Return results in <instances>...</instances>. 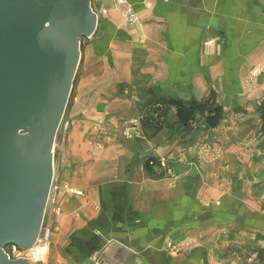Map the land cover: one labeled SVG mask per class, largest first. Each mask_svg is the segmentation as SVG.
Instances as JSON below:
<instances>
[{
  "label": "crops",
  "instance_id": "0c3cea01",
  "mask_svg": "<svg viewBox=\"0 0 264 264\" xmlns=\"http://www.w3.org/2000/svg\"><path fill=\"white\" fill-rule=\"evenodd\" d=\"M111 2L85 62L89 67L98 58L95 76L104 84L98 118L104 125L116 115L137 119L141 106L171 100L215 101L221 123L197 131L190 122L181 138L163 129L147 142H124L104 126V150L80 152L97 163L113 161L104 164L97 191L90 187L85 196L57 202L62 219L51 264H76L68 254L81 257L78 264H249L235 249L251 253L252 264H264V135L258 115L264 100V0ZM130 11L135 20L128 22ZM113 86L127 97H111ZM118 139L123 144L116 146ZM205 147L218 158L205 161ZM165 157L175 160L167 164L172 176L159 175L158 167L156 176L145 172V161ZM219 218L223 223L217 224ZM203 236L209 240L198 239ZM65 237L73 239L64 244ZM187 238H197L196 246L181 251ZM172 248L181 253L171 255Z\"/></svg>",
  "mask_w": 264,
  "mask_h": 264
},
{
  "label": "water",
  "instance_id": "95a60500",
  "mask_svg": "<svg viewBox=\"0 0 264 264\" xmlns=\"http://www.w3.org/2000/svg\"><path fill=\"white\" fill-rule=\"evenodd\" d=\"M90 2L0 0V264H33L5 248L41 232L80 42L96 31Z\"/></svg>",
  "mask_w": 264,
  "mask_h": 264
},
{
  "label": "rangeland",
  "instance_id": "374dc122",
  "mask_svg": "<svg viewBox=\"0 0 264 264\" xmlns=\"http://www.w3.org/2000/svg\"><path fill=\"white\" fill-rule=\"evenodd\" d=\"M108 1L110 0H91L90 2V7L92 8L93 13H95L97 16L96 31L90 38H84L80 42V55L75 78L73 80L63 117L56 132L54 143L55 146L53 149V182L45 208L40 236L36 243V247L33 248V252L35 253L38 260L36 259L35 255H33L34 253H32L31 250L23 252L12 246H9L5 248V252L11 260L29 259V261L33 264H51V258L56 256L55 254H51L53 235L56 233V227L59 226L58 221L62 219L61 206L57 205V202L59 200L64 201L68 197L85 196L84 191L89 192L90 187L95 188L97 191V188H99L98 185L104 180V164L107 166L111 161H113V159H108V163L107 160H102L101 158L100 162L97 163V157L83 158L80 152L81 149H86L88 151L90 150L89 152L92 151L95 155H98V152L104 150V137L101 136L103 135L101 131L104 126L107 129V132L114 131L116 132L115 135L121 134L124 142L135 140L147 142L151 138L157 136V134L163 129L174 131V133L178 134L176 135V137H178L181 136V130L184 131L185 129L190 131V122L195 124V129L197 131L211 129L207 127L205 115L203 114L197 113L195 118L187 124L178 123V118L174 121L169 120V114L176 109H174L175 107L169 105L166 101V103H147L144 106H141V109L139 110L140 114L137 119L124 121V119H121L120 116L116 115V117L111 120V125H104V121L101 118H98L102 117L98 115L100 114L99 107L101 106L99 105L100 101H98V99L101 97L103 98L99 91L103 89L102 87L104 85L101 79H98L97 76H95L98 74L99 70L98 58L95 56L91 62V66L89 67L85 64V62L87 61L86 53L92 48L93 44L94 48L97 44V41L95 40L98 38L99 31L101 30V20H103L104 15L107 13L106 9ZM124 1L125 0H117V3H124ZM113 2L114 0L111 2V4H113L112 6H114ZM126 20L128 22L135 20V14L131 12L129 17H126ZM93 52L95 53L96 51ZM104 62L105 60L102 58V65ZM89 69L91 70L89 71ZM113 88H115L114 90L116 91L118 87L113 86L112 89ZM111 97H117L119 99L121 97L127 96L123 93L122 89H117V92H115V94H113ZM263 102L259 107L258 115L262 122L261 134L264 135L262 121L263 116H261L260 111ZM207 103L212 108L219 107L215 101L211 100ZM220 115V120L216 127L219 125V123H221L222 110ZM89 117H91L92 120L89 119ZM175 117H177V115H175ZM111 121L108 120L107 123L109 124ZM109 126H111V130H109ZM113 126H115V128H113ZM120 143L123 144V142L118 139L116 140L115 145H120ZM175 145V148L181 147V143ZM139 148L141 147L139 146ZM92 152L91 154H93ZM218 155L219 153H217L215 149L209 147L202 149V156L205 161L215 160L218 158ZM107 156L110 155L107 154ZM170 161L172 160L167 159L166 157L165 159H161L158 163L152 159H149L144 162V170L147 172V174L153 177L156 176L154 173L155 167H158L157 169L159 170V175L165 176L170 174V176H172V171L168 168V165L175 164V160L173 162ZM101 165H103V167H101ZM73 168L74 173L72 172ZM106 176H108V174ZM111 185L113 186V184ZM223 221L224 220H222V218H219L217 224H221ZM72 239L73 238L71 237H65L61 238L60 240L66 244L71 242ZM198 239H201L202 241L209 240V237L203 236ZM196 242L197 238H187L181 242V251L188 249L190 250V248L196 246ZM172 249L170 252L173 256H178L181 253ZM234 251V255L238 258H245V262L250 261L251 263L249 262V264L254 262L250 258L252 255L251 253L238 252L236 249ZM68 255L70 257V261H73L76 264H78V260H83L79 256L77 257L75 255L76 257L73 259L71 254ZM61 257L66 258L67 255H61ZM256 259L261 261L260 255H256Z\"/></svg>",
  "mask_w": 264,
  "mask_h": 264
},
{
  "label": "trees",
  "instance_id": "16d2710c",
  "mask_svg": "<svg viewBox=\"0 0 264 264\" xmlns=\"http://www.w3.org/2000/svg\"><path fill=\"white\" fill-rule=\"evenodd\" d=\"M169 105L176 108V115L179 123L187 124L192 121L196 114L205 115V122L208 128H215L220 120L221 110L219 107H210L208 103L199 104L197 102H191L189 104H183L181 101L171 100L168 102ZM261 116H263V127H264V102L260 108Z\"/></svg>",
  "mask_w": 264,
  "mask_h": 264
},
{
  "label": "built area",
  "instance_id": "2783aa9c",
  "mask_svg": "<svg viewBox=\"0 0 264 264\" xmlns=\"http://www.w3.org/2000/svg\"><path fill=\"white\" fill-rule=\"evenodd\" d=\"M37 240H38V239H37ZM35 243H36V242H35ZM35 243H34V245H36ZM34 245H33L30 249H27V250H20V249H18V248H16V247H14V248H16V249L19 250V251H23V252H24V251H28V250H32V251H33V250H34V249H33V248H34ZM28 260H29V259H28Z\"/></svg>",
  "mask_w": 264,
  "mask_h": 264
},
{
  "label": "bare ground",
  "instance_id": "6f19581e",
  "mask_svg": "<svg viewBox=\"0 0 264 264\" xmlns=\"http://www.w3.org/2000/svg\"><path fill=\"white\" fill-rule=\"evenodd\" d=\"M54 146H55V145H54ZM53 149H54V148H53ZM51 153L53 154V150H52ZM39 236H40V234H39ZM39 236L37 237V239L39 238ZM37 239H36V241H35L36 243H37V241H38ZM36 243H35V244H36ZM35 247H36V245H34V248H35ZM31 251H32V250H31ZM32 253H34V252L32 251ZM33 255H35V253H34ZM35 257H36V255H35ZM36 259H37V257H36ZM36 259H35V260H36ZM37 260H38V259H37Z\"/></svg>",
  "mask_w": 264,
  "mask_h": 264
}]
</instances>
